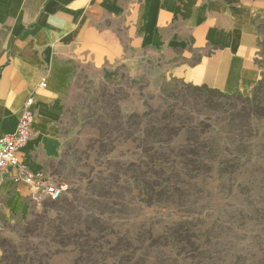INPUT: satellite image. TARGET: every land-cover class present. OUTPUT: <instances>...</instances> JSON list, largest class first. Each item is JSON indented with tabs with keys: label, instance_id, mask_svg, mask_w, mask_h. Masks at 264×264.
Listing matches in <instances>:
<instances>
[{
	"label": "rangeland",
	"instance_id": "1",
	"mask_svg": "<svg viewBox=\"0 0 264 264\" xmlns=\"http://www.w3.org/2000/svg\"><path fill=\"white\" fill-rule=\"evenodd\" d=\"M258 85L226 95L138 57L80 69L49 172L65 192L0 224V264H264V19Z\"/></svg>",
	"mask_w": 264,
	"mask_h": 264
},
{
	"label": "crops",
	"instance_id": "2",
	"mask_svg": "<svg viewBox=\"0 0 264 264\" xmlns=\"http://www.w3.org/2000/svg\"><path fill=\"white\" fill-rule=\"evenodd\" d=\"M263 19L264 0H0V139L16 132L33 98V135L19 158L57 183L49 169L80 69L110 74L151 56L189 86L248 93L260 80ZM32 194L11 174L0 178V224L26 216Z\"/></svg>",
	"mask_w": 264,
	"mask_h": 264
},
{
	"label": "built area",
	"instance_id": "3",
	"mask_svg": "<svg viewBox=\"0 0 264 264\" xmlns=\"http://www.w3.org/2000/svg\"><path fill=\"white\" fill-rule=\"evenodd\" d=\"M40 86L42 88L47 86L46 79H43ZM33 105L34 100L31 98L26 104L16 132L0 139V178L11 174L14 183L26 185L31 189L32 202L40 205L46 198L53 201L60 199L65 192V186L54 183L41 173H33L19 158L20 150L33 135V125L36 121Z\"/></svg>",
	"mask_w": 264,
	"mask_h": 264
},
{
	"label": "trees",
	"instance_id": "4",
	"mask_svg": "<svg viewBox=\"0 0 264 264\" xmlns=\"http://www.w3.org/2000/svg\"><path fill=\"white\" fill-rule=\"evenodd\" d=\"M192 87V86H191ZM194 88H197V87H194ZM204 89H206L207 91H209V92H211V93H220V92H218V91H216V90H210V89H207V88H204ZM226 95H228V94H226ZM231 95V94H230Z\"/></svg>",
	"mask_w": 264,
	"mask_h": 264
}]
</instances>
